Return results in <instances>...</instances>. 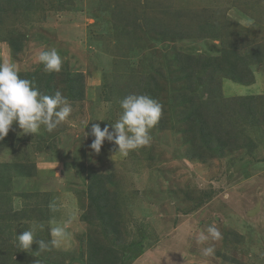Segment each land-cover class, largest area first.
I'll use <instances>...</instances> for the list:
<instances>
[{"label": "rangeland", "instance_id": "374dc122", "mask_svg": "<svg viewBox=\"0 0 264 264\" xmlns=\"http://www.w3.org/2000/svg\"><path fill=\"white\" fill-rule=\"evenodd\" d=\"M52 48L59 72L37 60ZM186 56L222 65L189 69ZM6 62L72 112L52 132L14 122L0 140V264H264V0H0ZM234 63L252 78H233ZM133 93L163 105L150 143L124 157L105 140L95 153L92 124L112 131ZM216 123L237 140L207 141ZM53 220L69 233L58 247L20 248L34 224L51 240ZM213 223L222 239L198 243Z\"/></svg>", "mask_w": 264, "mask_h": 264}, {"label": "clouds", "instance_id": "9594fccd", "mask_svg": "<svg viewBox=\"0 0 264 264\" xmlns=\"http://www.w3.org/2000/svg\"><path fill=\"white\" fill-rule=\"evenodd\" d=\"M37 60L44 65L46 72H59L63 59L55 48L40 51ZM121 114L112 125L101 129L99 124H92L90 135L94 137L90 148L99 153L105 140L118 146L116 152L127 157L130 151L146 146L151 141L150 130L159 122L163 105L147 94H128L120 101ZM72 112V106L66 96L59 90L53 95L43 94L34 81L22 79L14 63L0 64V140L9 132L15 122L23 134H37L43 126L47 132L59 127ZM84 122L85 126L91 121ZM85 133V132H84ZM88 133H85L87 135ZM43 224H34L22 234L16 235L20 248L30 250L35 242L41 252L51 251L58 247L69 235L66 226L53 221L49 222L51 240L36 239L37 230H43ZM207 235L201 231L198 243L203 244L209 236L221 240L222 233L215 226L209 225ZM205 257L214 256L212 246L202 249Z\"/></svg>", "mask_w": 264, "mask_h": 264}, {"label": "trees", "instance_id": "16d2710c", "mask_svg": "<svg viewBox=\"0 0 264 264\" xmlns=\"http://www.w3.org/2000/svg\"><path fill=\"white\" fill-rule=\"evenodd\" d=\"M12 0H4V2L6 3H10ZM19 1V0H18ZM26 0H20V2H25ZM204 27H207L208 28V31L207 32H211L212 30H215V28L217 27L216 25H212V24H209V23H206L204 22L202 24ZM185 60H187V66L188 68L190 69L191 66L193 67H198V68H206V67H213V68H217L219 65H222L221 63L217 62V60H219V57L218 56H208V57H205V56H196V57H190V56H186L185 57ZM235 62V61H234ZM229 70L231 71V76L233 78H235L236 80L238 81H241V82H245V81H249L251 78H252V74L250 73V71L246 68H243L241 69L239 66H237L235 63H234V66H230ZM236 71H240L241 72V75L242 76L241 78L239 77H236L234 76ZM20 78H22V75H19ZM31 77H34L35 75H30ZM70 78V81H71V92L73 94H77V98L78 99H81L82 98V79L80 77V75H70L69 76ZM35 86L42 92L43 91V88L45 86V83H44V80L42 82H34ZM214 89L212 87H209L208 88V92L211 93ZM43 93V92H42ZM44 94V93H43ZM245 99H250V97L246 96L244 97ZM213 103L216 102V100L214 99L212 101ZM216 106L218 104H215ZM217 114V113H216ZM201 117V111L198 112V117ZM192 118V116H190ZM210 119H211V116H210ZM206 119H202V121H205ZM195 121V119H194ZM206 123V122H205ZM221 124L219 123H216L214 124L213 127H208V129H206L204 132H205V136L204 138L207 140V141H211L212 138L216 139V141L218 142L219 146H230V144H227V143H223L221 142V139L219 138L221 134H219V132H223L222 134H226L225 136L229 137L231 140L233 138H237L238 137H234V131H231L232 134H230L229 130L231 128H221L220 127ZM229 129V130H228ZM230 134V136H229ZM229 143H232L229 142ZM194 156V155H193ZM109 222V221H108Z\"/></svg>", "mask_w": 264, "mask_h": 264}]
</instances>
